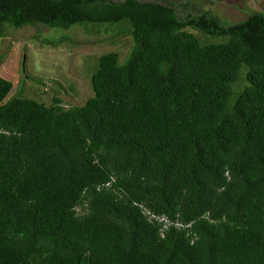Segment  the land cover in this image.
<instances>
[{
  "label": "trees",
  "instance_id": "obj_1",
  "mask_svg": "<svg viewBox=\"0 0 264 264\" xmlns=\"http://www.w3.org/2000/svg\"><path fill=\"white\" fill-rule=\"evenodd\" d=\"M122 22L82 105L0 76V264H264V12L0 0L1 37Z\"/></svg>",
  "mask_w": 264,
  "mask_h": 264
},
{
  "label": "rangeland",
  "instance_id": "obj_2",
  "mask_svg": "<svg viewBox=\"0 0 264 264\" xmlns=\"http://www.w3.org/2000/svg\"><path fill=\"white\" fill-rule=\"evenodd\" d=\"M172 3L178 14L200 13L210 10L224 22L245 19L254 10L264 12V0H152ZM116 23L94 25L87 23L70 28L25 25L0 36V76L13 83L9 97L14 94L23 79L24 96L49 105L52 96L61 99L64 107L82 105L93 95L91 74L96 70L101 54L115 51L119 62L126 55L131 39L127 33L115 35ZM194 32L201 42L218 38ZM66 35L63 42L50 45L43 39L54 40ZM31 78H41L39 84Z\"/></svg>",
  "mask_w": 264,
  "mask_h": 264
},
{
  "label": "built area",
  "instance_id": "obj_3",
  "mask_svg": "<svg viewBox=\"0 0 264 264\" xmlns=\"http://www.w3.org/2000/svg\"><path fill=\"white\" fill-rule=\"evenodd\" d=\"M151 217H155V218H158L159 220H163L165 223L167 222V219L164 216H155L152 214ZM164 226H166V225H164Z\"/></svg>",
  "mask_w": 264,
  "mask_h": 264
}]
</instances>
